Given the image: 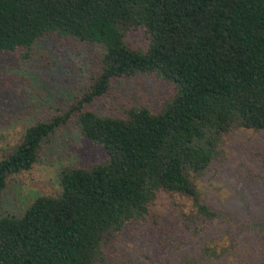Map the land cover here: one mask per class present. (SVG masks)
Here are the masks:
<instances>
[{
  "label": "trees",
  "instance_id": "trees-1",
  "mask_svg": "<svg viewBox=\"0 0 264 264\" xmlns=\"http://www.w3.org/2000/svg\"><path fill=\"white\" fill-rule=\"evenodd\" d=\"M48 35L101 46V70L68 110L1 150L0 209L9 178L30 170L71 121L106 159L64 166L59 192L36 197L20 216H0V264L105 263L106 247L146 217L162 191L217 217L195 179L230 132L264 131V0H0V53L27 56ZM141 73L175 86L159 111L134 105L104 115L87 107L114 78ZM203 253L223 254L208 246Z\"/></svg>",
  "mask_w": 264,
  "mask_h": 264
},
{
  "label": "rangeland",
  "instance_id": "rangeland-1",
  "mask_svg": "<svg viewBox=\"0 0 264 264\" xmlns=\"http://www.w3.org/2000/svg\"><path fill=\"white\" fill-rule=\"evenodd\" d=\"M129 38L147 45L139 32ZM100 54L99 45L57 35L40 39L27 56L0 53V153L26 128L81 98L101 70ZM175 91L171 81L141 73L114 78L109 93L87 107L104 115H121L134 105L157 112ZM105 159L71 121L51 134L30 170L9 178L0 216H20L36 197L59 192L64 166ZM195 180L201 202L217 217L200 216L191 198L162 191L146 217L110 242L101 264H264V131L230 132L222 154ZM207 246L222 256L205 257Z\"/></svg>",
  "mask_w": 264,
  "mask_h": 264
}]
</instances>
